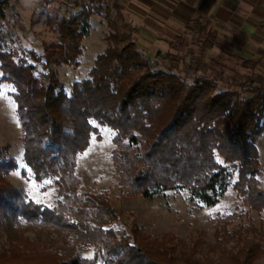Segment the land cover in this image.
Returning <instances> with one entry per match:
<instances>
[{"label":"trees","instance_id":"obj_1","mask_svg":"<svg viewBox=\"0 0 264 264\" xmlns=\"http://www.w3.org/2000/svg\"><path fill=\"white\" fill-rule=\"evenodd\" d=\"M8 2L0 0L1 20ZM93 15L106 23V48L67 93L55 67L79 65ZM50 25L57 40L43 54L17 56L0 43V85L15 88L24 161L36 181L49 179L56 190L46 205L12 184L7 174L19 165L0 147V264H257L264 258V222L251 216L264 212L257 144L264 91L223 73L188 81L162 68L139 48L138 29L118 0L88 1ZM94 122L115 131L111 157L122 195L152 199L186 188L191 199L214 206L232 187L246 221L235 224L233 214L212 218L214 243L204 230L188 241L129 226L108 191L84 190L77 173L79 156L94 134L100 137Z\"/></svg>","mask_w":264,"mask_h":264},{"label":"rangeland","instance_id":"obj_2","mask_svg":"<svg viewBox=\"0 0 264 264\" xmlns=\"http://www.w3.org/2000/svg\"><path fill=\"white\" fill-rule=\"evenodd\" d=\"M8 1L9 5L5 8L6 18L0 19V43L17 56L30 50L43 54L45 45L57 40L50 19L77 13L87 3H76L73 0ZM89 23L90 28L83 41L84 52L79 57V65L55 67L67 93L71 92L73 82L89 76L96 56L106 48L103 39L107 33L105 21L100 16L93 15ZM212 25L209 17L201 16L200 19L190 21L184 30L156 29L145 24L146 29L138 30L135 35L141 51L152 58H158L162 68L177 72L188 81H193L201 73H223L237 81L246 80L262 90L264 63L259 62V56L263 52L257 48H264L260 44L264 39V24L262 27L248 29L226 26L219 28ZM208 39L211 43H207ZM158 52L163 55L156 57ZM250 54H255L252 59L246 57ZM29 60L33 62L30 57ZM246 60H250V63L245 65ZM253 64L256 65L253 67ZM14 92L15 88L11 83L4 82L0 85V147L5 149L6 157H14L19 165L16 170L7 174V179L16 186L26 188L35 201L51 205L56 198L52 181H36L23 158L22 128ZM94 124L100 137L97 138L94 134L90 146L79 156L77 173L84 190L108 191L112 205L129 226L137 223L155 236L174 232L188 241L195 239L204 230L208 232L206 240L214 243L212 218L218 214H233L235 224L246 221V208L240 204L232 187L214 206H206L191 199L186 188L170 189L152 199L143 195H122L111 157L115 131L108 126H101L96 122ZM257 144L263 170L260 178L264 182V135ZM218 158L223 162L222 157ZM251 216L257 225L264 222V212L252 211ZM200 259L204 260L205 256L200 255ZM257 264H264V258Z\"/></svg>","mask_w":264,"mask_h":264},{"label":"crops","instance_id":"obj_3","mask_svg":"<svg viewBox=\"0 0 264 264\" xmlns=\"http://www.w3.org/2000/svg\"><path fill=\"white\" fill-rule=\"evenodd\" d=\"M92 1V0H73ZM103 1V0H94ZM111 1V0H109ZM129 23L138 30L152 28L184 30L190 21L209 17L212 27L248 29L264 24V0H118ZM248 14V15H247ZM139 23H141L139 25ZM234 24V25H233ZM264 39L260 44L264 45ZM259 62L264 63V48ZM257 54V53H256ZM253 55L246 56L252 59ZM263 69V67H262ZM264 74V73H263ZM264 91V83L262 87Z\"/></svg>","mask_w":264,"mask_h":264}]
</instances>
